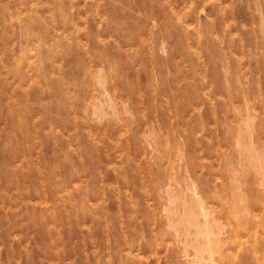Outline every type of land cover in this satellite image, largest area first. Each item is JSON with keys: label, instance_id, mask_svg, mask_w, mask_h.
<instances>
[{"label": "rangeland", "instance_id": "obj_1", "mask_svg": "<svg viewBox=\"0 0 264 264\" xmlns=\"http://www.w3.org/2000/svg\"><path fill=\"white\" fill-rule=\"evenodd\" d=\"M0 264H264V0H0Z\"/></svg>", "mask_w": 264, "mask_h": 264}]
</instances>
